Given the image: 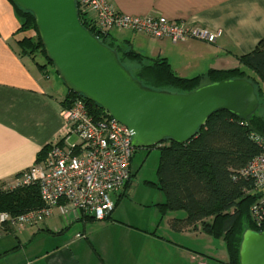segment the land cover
I'll use <instances>...</instances> for the list:
<instances>
[{"label": "crops", "instance_id": "1", "mask_svg": "<svg viewBox=\"0 0 264 264\" xmlns=\"http://www.w3.org/2000/svg\"><path fill=\"white\" fill-rule=\"evenodd\" d=\"M108 1L124 15L158 14L221 30L213 43L197 39L173 43L124 29L131 39L109 31L116 43L127 44L147 57L165 58L182 77L205 75L210 69L239 67L238 57L254 50L264 38V0ZM84 13L93 19L92 13ZM18 27L19 17L13 5L0 0V183L16 181L36 163L45 146L55 141L63 145L68 135L61 111L69 91L55 89L48 83L45 68L40 69L34 59L19 53L15 42ZM72 137L68 142H72ZM127 188L114 195L115 207L106 219L78 216L61 201L41 224L5 227L0 231V264H218L227 260L223 239L207 234L199 225L175 232L169 227L173 216L168 220V227L179 237L196 234L205 238L206 243L200 246L175 235L172 239L180 241H164L155 232L117 220L114 210ZM108 220L112 240L102 239L95 232ZM218 240L221 243L217 244ZM168 243L173 246L170 251ZM156 247L168 252L161 253Z\"/></svg>", "mask_w": 264, "mask_h": 264}, {"label": "trees", "instance_id": "2", "mask_svg": "<svg viewBox=\"0 0 264 264\" xmlns=\"http://www.w3.org/2000/svg\"><path fill=\"white\" fill-rule=\"evenodd\" d=\"M10 3L19 17V35L30 31V34L16 37L19 53L32 59H35L36 53L45 56L33 16ZM78 11L82 25L102 43L114 49L121 63L147 87L187 93L201 85L223 79H248L260 101L257 111L249 117V122L256 132L264 135V38L254 50L238 57L239 67L210 69L205 75L182 77L173 71L165 58L147 57L127 44L116 43L109 31L98 30L87 13L80 8ZM37 65L40 69L45 68V65ZM77 98L85 101L89 113L94 117L107 115L95 103L72 92L63 101L64 107H69ZM261 140L264 139L256 135L240 117L218 110L208 117L205 125L188 142L179 144L165 139L157 145L160 149L158 188L165 196V201L160 205L162 214L175 211L185 213L183 217L173 216L169 220V227L175 232L199 225L207 234L222 238L228 258L225 262L218 261V264H239L243 232L249 228L255 231L264 229V225L257 228L251 217V207L264 195V189H256L253 179L241 173L248 162L262 152ZM47 150L48 145L43 148L37 161L44 158ZM14 183H0V187L4 185L5 188H0V212L16 215L42 206L37 184L8 188Z\"/></svg>", "mask_w": 264, "mask_h": 264}, {"label": "water", "instance_id": "3", "mask_svg": "<svg viewBox=\"0 0 264 264\" xmlns=\"http://www.w3.org/2000/svg\"><path fill=\"white\" fill-rule=\"evenodd\" d=\"M31 13L45 57L69 92L82 95L125 125L135 148H152L165 139L183 144L208 117L225 110L249 122L260 104L253 84L230 78L178 93L143 85L121 63L117 52L85 28L75 0H8ZM239 264H264V229H246Z\"/></svg>", "mask_w": 264, "mask_h": 264}, {"label": "built area", "instance_id": "4", "mask_svg": "<svg viewBox=\"0 0 264 264\" xmlns=\"http://www.w3.org/2000/svg\"><path fill=\"white\" fill-rule=\"evenodd\" d=\"M78 9L93 14L95 27L102 31L128 30L144 36L169 39L175 43L197 39L213 43L221 30L185 21H175L158 14L130 16L117 12L108 0H75ZM68 126V135L76 141L48 146L44 158L24 171L13 185L19 188L31 184L39 187L42 206L13 215L0 212V231L43 223L64 201L78 216L104 219L115 207L113 198L131 177V158L135 147L129 129L108 115L94 117L85 101L77 98L61 111ZM66 138V137H65ZM262 152L242 169L244 176L254 181L256 189H264V140ZM251 217L257 228L264 225V195L251 207ZM76 237H82L76 234ZM200 264H211L201 262Z\"/></svg>", "mask_w": 264, "mask_h": 264}, {"label": "rangeland", "instance_id": "5", "mask_svg": "<svg viewBox=\"0 0 264 264\" xmlns=\"http://www.w3.org/2000/svg\"><path fill=\"white\" fill-rule=\"evenodd\" d=\"M111 32L113 34L118 32L119 35H126L127 37L133 39L128 31H117L112 29ZM23 34H30V31L21 33L19 36ZM34 61L40 65H45V70L49 78L48 83L50 85H52L55 89H64V91L67 90L62 80L58 77L52 64L47 62L46 57L42 53H36ZM248 72L251 73L249 70ZM262 90L264 93V86H262ZM72 136L73 137L71 138V141H76V136ZM159 159V146H154L147 149H134V153L131 158V179L125 195H123L121 201L116 205V210H114L116 211L117 220L127 224L131 223L135 226H138V228H143L144 230H148L153 233L155 232L156 235L164 238V241H180L181 239L185 240V242H191L190 244L195 243L198 246H200L202 243H206L204 240L205 238L201 236L196 237V234L179 237L168 227V220L170 217H183L185 213L183 211H175L162 214L161 212L160 205L165 201V196L158 188L159 180L157 175V167ZM10 183L12 182H8V184ZM2 187L4 190V185H1L0 188ZM113 198H115V196H113ZM111 218L113 219V215ZM110 220L104 222L100 228L96 227L97 231L95 232L97 235L99 234L102 239H104V237L108 239L111 238L113 230L111 229L112 225L110 224ZM172 235H175L180 239H172ZM110 240H112V238ZM150 241L152 244L155 242L153 240ZM219 243H221V240H218L217 244ZM169 247L170 248L168 251H170L171 247L173 246H170L169 244ZM156 248V250L160 251L161 253L168 252L167 250H164L163 247Z\"/></svg>", "mask_w": 264, "mask_h": 264}]
</instances>
